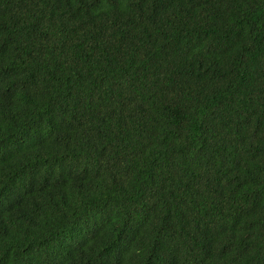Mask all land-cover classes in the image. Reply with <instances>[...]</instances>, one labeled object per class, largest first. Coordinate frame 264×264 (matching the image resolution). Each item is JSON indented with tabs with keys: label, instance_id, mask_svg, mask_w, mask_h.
I'll return each instance as SVG.
<instances>
[{
	"label": "trees",
	"instance_id": "1",
	"mask_svg": "<svg viewBox=\"0 0 264 264\" xmlns=\"http://www.w3.org/2000/svg\"><path fill=\"white\" fill-rule=\"evenodd\" d=\"M0 264H264V0H0Z\"/></svg>",
	"mask_w": 264,
	"mask_h": 264
}]
</instances>
